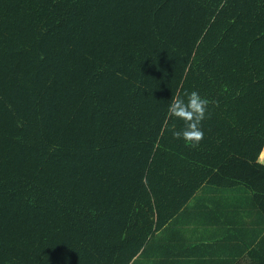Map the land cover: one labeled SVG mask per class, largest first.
<instances>
[{
    "label": "trees",
    "instance_id": "1",
    "mask_svg": "<svg viewBox=\"0 0 264 264\" xmlns=\"http://www.w3.org/2000/svg\"><path fill=\"white\" fill-rule=\"evenodd\" d=\"M208 189L264 222V0H0V264H222L157 241ZM259 226L233 264H264Z\"/></svg>",
    "mask_w": 264,
    "mask_h": 264
},
{
    "label": "rangeland",
    "instance_id": "2",
    "mask_svg": "<svg viewBox=\"0 0 264 264\" xmlns=\"http://www.w3.org/2000/svg\"><path fill=\"white\" fill-rule=\"evenodd\" d=\"M218 193L225 195V193L233 194L234 192H231V190L229 189V190L220 191ZM246 193L247 194L244 195L239 194V197L234 200H233V195H231L230 196L231 200L224 203L225 200L223 198H225L226 196L218 195L217 198H212L210 195L203 194L202 190H200L195 195L194 200L192 199L193 202L192 200L190 201L189 205L186 207L184 214L178 220L172 223L170 227L164 231V233L161 232L160 233L161 236H157V241L158 239H161L163 241L166 238L173 237V234L171 233L174 232L184 237L183 238L184 241H182V243L184 244L185 248L189 249L190 252H194L195 256L193 257L199 259L204 258L209 260L216 259L217 261H220L219 257L222 256L224 257L223 258L224 260H222V264L235 263L238 260V257L237 255L232 254L231 251L234 250L235 247L243 245V242L240 239H244V241H246V244L243 245V247L246 248V245L249 241H251L253 238L254 240L256 239V236L258 235L257 232L259 231V227H260L259 224L262 225L264 224L260 214L258 215V212L256 211L255 207L254 206L252 207L249 197L250 194L247 190ZM235 196L236 194H234V197ZM196 198H200L202 202L201 211L202 209L203 211L200 214L190 212L189 207L193 205ZM214 203H218L219 205H222V207L220 208L221 210H226L227 207L231 205L230 212L235 211L232 213L229 212L231 217L233 216L235 219H238L239 222L243 221L244 223L245 222L249 223L253 221V224L248 225L246 223L245 227L244 226L239 227V228L244 227V230L241 229V232L239 230L237 231L236 227H238L237 225H239L240 223L237 220L232 224L230 222H224L223 221L224 214L222 213L220 218L221 220L219 223L220 224L219 230L218 228L217 230L214 229L216 227L215 224L217 222L210 224V223H206V221L204 220L206 219L207 216L206 215L207 208L213 209ZM243 231L245 232L243 233ZM251 231H254V233H251ZM217 232L219 233L216 235ZM237 243H239L240 245H235ZM155 244H156V240H155ZM150 248L152 247L150 246ZM216 250L220 251L219 255L216 254ZM227 253L230 256L229 259L226 258V255H228ZM164 260L165 257L163 258L160 253H157V251H152V250L151 251L149 250L148 252H144L138 258V261H140L142 264H163ZM138 261L136 263H138ZM175 261L176 263H178L177 260ZM213 264H215V261Z\"/></svg>",
    "mask_w": 264,
    "mask_h": 264
},
{
    "label": "clouds",
    "instance_id": "3",
    "mask_svg": "<svg viewBox=\"0 0 264 264\" xmlns=\"http://www.w3.org/2000/svg\"><path fill=\"white\" fill-rule=\"evenodd\" d=\"M187 103L184 98H176L169 106V111L176 117L183 119L187 127L182 132L174 133L175 138L187 141H200L203 132L199 129L200 122L205 118V110L208 101L202 99L195 91L187 93ZM195 116V122L193 117Z\"/></svg>",
    "mask_w": 264,
    "mask_h": 264
},
{
    "label": "crops",
    "instance_id": "4",
    "mask_svg": "<svg viewBox=\"0 0 264 264\" xmlns=\"http://www.w3.org/2000/svg\"><path fill=\"white\" fill-rule=\"evenodd\" d=\"M208 190H209V189H208ZM208 190H207V191H206V190H205V191H202V193H203V194H206V195H210V196L213 197L214 193H213L212 191H210V190L208 191ZM197 193H198V192H197ZM200 201H201L200 198H196L192 206H194L195 203L200 202ZM190 211H191V210H190ZM191 212H192V211H191ZM193 212H195V211H193ZM224 216H225V215H224ZM224 216H223V217H224ZM220 218H221V215H220ZM212 220H213V223H214V222H217L218 224L220 223V221H214V219H212ZM220 220H221V219H220ZM223 221L226 222L225 219H223ZM217 223H216V224H217ZM219 225H220V224H219ZM137 258H138V257H137ZM165 259H166V258H165ZM173 259H174V261H175V258H172V257L169 256V257H167V259L165 260V263H163V264H172V263H171V260L173 261ZM135 262H136V261H135Z\"/></svg>",
    "mask_w": 264,
    "mask_h": 264
}]
</instances>
